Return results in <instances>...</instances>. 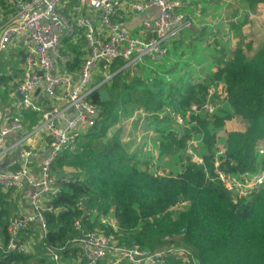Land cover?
<instances>
[{
	"label": "trees",
	"instance_id": "obj_1",
	"mask_svg": "<svg viewBox=\"0 0 264 264\" xmlns=\"http://www.w3.org/2000/svg\"><path fill=\"white\" fill-rule=\"evenodd\" d=\"M239 1L249 12L264 6V0ZM63 44L72 56L74 70L80 63V45L70 44L68 39ZM249 47L238 44L228 58L222 52L215 72L195 86L166 85L162 76L171 73L167 72L171 69H164L169 63L166 59L157 78L127 80V69L114 74L104 85L109 101L100 103L97 93L92 97L101 106L99 125L79 140L74 151L64 152L52 165L54 175L71 177L62 183L60 194L50 202L52 210L45 214L47 235L44 240L38 236L35 246L39 257L5 251L6 222L11 211L5 201L7 194L0 192V264H31L32 260L33 264H53L41 241L51 247L64 245L81 231L93 230L113 234L127 248L147 252L168 247L186 250L188 262L170 255L162 264H264V183L250 197L234 201L216 179L213 165L219 151L215 129L239 118L244 130L225 132L219 169L232 174L264 170V155L256 152L264 142V46L251 56L247 55ZM116 68L113 64L111 72ZM211 85L216 92L221 88L226 109L217 107L210 115L191 116L189 127L181 135L163 130L157 144L160 153L173 148L183 151L195 134L200 137L197 152L202 164L183 153V165L176 174L157 175L138 167L135 156L122 144L119 131L107 136L119 118L130 112L126 105L156 113L168 100L175 108L187 109L201 104ZM217 96H213L216 106ZM178 205L183 208L175 219L172 210ZM101 217L114 220V225L101 224ZM76 220L79 231L74 227ZM60 255L71 264L78 251L66 248ZM99 264L127 263L110 259Z\"/></svg>",
	"mask_w": 264,
	"mask_h": 264
},
{
	"label": "built area",
	"instance_id": "obj_2",
	"mask_svg": "<svg viewBox=\"0 0 264 264\" xmlns=\"http://www.w3.org/2000/svg\"><path fill=\"white\" fill-rule=\"evenodd\" d=\"M8 5L10 17L0 26V55L19 44L24 58L17 66L20 76H11L10 87L0 82V192L27 196V207L7 218L4 248L28 256L34 250L23 234L32 227L41 239L46 238L45 214L52 210L50 202L60 194L62 183L68 182L67 178L57 180L52 165L64 152L74 151L79 140L99 125L101 106L92 97L106 89L111 65L115 63L120 71L164 60L169 44L185 27L181 11L186 4L181 0H8ZM148 10L153 14L144 17ZM127 19L136 20V27H129ZM64 39L80 43L84 52L76 72L68 68L72 59ZM8 68L12 70L14 65ZM214 94L211 85L201 104L190 105L185 116L168 108L144 115L163 118L170 114L167 119L183 130L191 116L213 112ZM222 151L220 147L213 162L216 179L234 201L250 197L264 183V170L238 174L221 170L218 156ZM256 152L264 155V142ZM187 155L202 164L198 155L190 151ZM5 160L10 164L4 169ZM100 223L114 225L115 221L101 217ZM74 227L81 230L78 220ZM41 243L53 264H66L60 255L66 248L78 251L71 264H99L110 259L162 264L170 255L188 262L182 247L154 252L127 248L113 234L101 230L81 231L64 245Z\"/></svg>",
	"mask_w": 264,
	"mask_h": 264
},
{
	"label": "rangeland",
	"instance_id": "obj_3",
	"mask_svg": "<svg viewBox=\"0 0 264 264\" xmlns=\"http://www.w3.org/2000/svg\"><path fill=\"white\" fill-rule=\"evenodd\" d=\"M217 3L214 4L216 7L211 14L197 13L195 20L190 21L191 24H186V27L175 38L177 39L175 41L177 42L176 46L173 44L174 41L169 44L170 46L167 45L169 47L167 48L165 59L169 63L166 65L168 68L164 69H171L167 71L171 73L162 76L166 85L178 84L181 86L182 84H188L189 86H195L199 83H204L218 68V61L223 56L222 52L228 58L235 46L241 44L245 47L248 44L250 47L247 55L251 56L264 46V8H257L249 15L245 8L238 7L240 4L237 5L232 2ZM244 18L247 21H244ZM131 32L136 35V31L132 30ZM165 59L156 63L148 62L144 67L139 65V67L127 69L125 71L126 73L128 72L126 79L139 78L144 80L160 77L158 71L164 67ZM9 63H14L12 70H9L8 66L5 67ZM0 65L5 67L7 72L13 73L15 78L20 76L17 68L18 61L14 59L13 51L0 55ZM217 90L214 94L215 96L218 95L216 97L217 106L213 107L212 113L215 112L217 107L226 109L219 87H217ZM214 100L212 99V102H215ZM164 104L161 107L162 109L180 110L179 112L183 116L186 115V111L189 109L175 108L176 106L168 104V100ZM126 107H128L130 112L131 110L134 111L130 116V112L126 117L121 116L117 123L107 131V136L119 131L118 134L122 144L135 156V161H137L140 169L147 168L150 172L157 175L176 174L182 168L183 153L187 155L188 151H190L198 155L200 137H195V134H192L191 138L186 142V147L183 151L173 148L171 151L160 153L157 144H159L160 138L164 135L161 132L170 130L181 135L183 130H180V127H176V121L171 123L169 118L167 120V117H171L170 114L163 118H156V115H144V110L136 107V105H126ZM160 119L162 120L160 121ZM228 130H244L243 122L236 118L227 121L224 127L215 129V134L218 138L216 144L218 149L222 147L219 144L223 143L224 134ZM182 208L183 205L173 208V217L175 219ZM33 263L32 260L31 264Z\"/></svg>",
	"mask_w": 264,
	"mask_h": 264
},
{
	"label": "crops",
	"instance_id": "obj_4",
	"mask_svg": "<svg viewBox=\"0 0 264 264\" xmlns=\"http://www.w3.org/2000/svg\"><path fill=\"white\" fill-rule=\"evenodd\" d=\"M181 1H183L186 4V7L181 11V14L184 18L185 27H186V24H191L190 21H193V19L195 20L197 13L204 12V14H206V15L211 14L212 10L216 7V6H214V4H218L217 2H221V4L232 2L233 4H237V5L240 4V6H238V7L243 8V6L241 5L239 0H181ZM261 8H264V6ZM254 11H252V12H254ZM247 12L249 15L252 13V12H249L248 10H247ZM10 14H11V10H10L9 5H8V0H0V26L10 17ZM152 14H153V10H148L146 13L143 14V16L149 17ZM244 19H246V18H244ZM136 22H137L136 20L127 19V23H128L129 27H136ZM202 25L205 26L204 24H202ZM176 40L177 39L173 40L174 46H176V43H177V42H175ZM73 45H80V43L73 44ZM80 47H81V45H80ZM80 47H78V51L80 53L79 59L84 55V52L81 50ZM8 51H11V52L13 51L14 52V59L16 61H18V64H22L23 61L21 62V54L20 53H22V54H24V53H23V50L21 49V45H19V44L18 45H15V44L11 45L5 53H7ZM70 57L72 58L71 54H70ZM72 64H73V62L69 64L68 68L70 71L76 72L78 67H76L73 70V69H71ZM8 65H14V63H9V64L5 65V67H7ZM5 67H2L0 65V82L5 84L7 87H10L9 84L11 83V81L14 77L11 78L13 73H10L9 71L7 72ZM111 68H112V65L109 69V73L112 74V76L114 74H116L117 72H119V71H117L118 68H116L115 71L111 72ZM11 87L14 88L13 84L11 85ZM219 89H221V88L219 87ZM17 98L19 99L20 97L17 95ZM228 131H230V130H228ZM234 131H243V130H234ZM219 145H223V143L219 144ZM9 164H10L9 160H5L3 162V168L5 169L7 167V165H9ZM63 174H65V173H63ZM3 193L7 194L5 201L8 202V208H10V211H11L10 216L17 214L20 210H23V208L25 209L27 207V205H26L27 196L22 198L19 196V193L16 191L3 192ZM31 226H33V225H31ZM35 229H33L32 227H29V229H26L23 236H24L25 240H27L31 243L32 248L34 250V254L39 257V255L35 249V246L38 243L37 237L39 236V232Z\"/></svg>",
	"mask_w": 264,
	"mask_h": 264
},
{
	"label": "water",
	"instance_id": "obj_5",
	"mask_svg": "<svg viewBox=\"0 0 264 264\" xmlns=\"http://www.w3.org/2000/svg\"><path fill=\"white\" fill-rule=\"evenodd\" d=\"M20 54H21V62H22L23 61V58H24V55L22 53H20ZM37 92L38 91H36V93ZM98 95L100 97V102L101 103H105V102L109 101V93H108V91L106 89L100 90L98 92ZM2 171H3V168H2ZM64 177L67 178V179H69L71 177V175L70 174H63V173H59V174L56 175L57 180H61Z\"/></svg>",
	"mask_w": 264,
	"mask_h": 264
}]
</instances>
